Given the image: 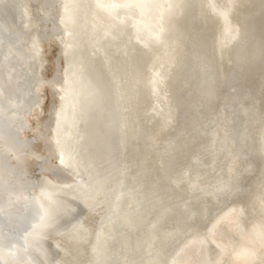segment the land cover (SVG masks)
I'll return each mask as SVG.
<instances>
[{"label":"bare ground","instance_id":"obj_1","mask_svg":"<svg viewBox=\"0 0 264 264\" xmlns=\"http://www.w3.org/2000/svg\"><path fill=\"white\" fill-rule=\"evenodd\" d=\"M0 264H264V0H0Z\"/></svg>","mask_w":264,"mask_h":264},{"label":"water","instance_id":"obj_2","mask_svg":"<svg viewBox=\"0 0 264 264\" xmlns=\"http://www.w3.org/2000/svg\"><path fill=\"white\" fill-rule=\"evenodd\" d=\"M81 210H82L81 208H80V209L78 208V210H76V212H75L76 214L74 213V214H75V219H81V215H82ZM76 216H77V217H76ZM73 217H74V216H73ZM73 217H72V218H73ZM72 218H69L70 221H67V220H66V223L68 222L69 224H71V223L73 222V220H71ZM74 221H76V220H74ZM54 258H56V257H54Z\"/></svg>","mask_w":264,"mask_h":264},{"label":"rangeland","instance_id":"obj_3","mask_svg":"<svg viewBox=\"0 0 264 264\" xmlns=\"http://www.w3.org/2000/svg\"><path fill=\"white\" fill-rule=\"evenodd\" d=\"M47 57H49V55L47 56ZM47 101V100H46ZM46 103V102H45Z\"/></svg>","mask_w":264,"mask_h":264}]
</instances>
